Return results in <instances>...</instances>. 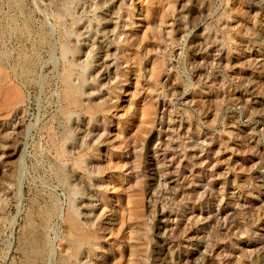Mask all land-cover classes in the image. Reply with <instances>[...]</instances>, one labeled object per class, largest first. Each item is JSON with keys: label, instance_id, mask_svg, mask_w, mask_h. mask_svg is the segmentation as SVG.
Instances as JSON below:
<instances>
[{"label": "rangeland", "instance_id": "obj_1", "mask_svg": "<svg viewBox=\"0 0 264 264\" xmlns=\"http://www.w3.org/2000/svg\"><path fill=\"white\" fill-rule=\"evenodd\" d=\"M57 1L0 0V69L24 102L0 105V264H24L36 227L42 264L71 253L74 168L49 142L75 126V141L108 133L91 158L102 173H74L93 195L75 200L95 201L87 219L110 225L90 264H264V0H73L70 39L91 47L104 85L93 101L119 97L90 103L91 121L57 110Z\"/></svg>", "mask_w": 264, "mask_h": 264}, {"label": "bare ground", "instance_id": "obj_2", "mask_svg": "<svg viewBox=\"0 0 264 264\" xmlns=\"http://www.w3.org/2000/svg\"><path fill=\"white\" fill-rule=\"evenodd\" d=\"M59 1L62 3L61 7L60 9H56L54 12L58 34L57 51L58 59L60 61V71L58 76L59 85L56 90L58 99L57 110L60 116H65L69 119L73 115H75L77 120H79L81 116H85L88 121H91L94 118L93 113L95 112L90 103L93 102L95 105H102L103 107L108 101H111L112 99L117 100L119 99V97L118 94H113L106 100H97L95 102L93 101L95 94L104 87V85L101 84V76L98 74V72H96L98 70L94 69L91 65V47H89L85 42H80L81 40L79 39V37L81 35L76 34L75 42H72L70 39L72 34L70 28L72 26L70 25V21L66 20V17L70 18L72 22V13L70 10V6L72 5L73 0ZM96 22L98 23L99 21L96 19ZM126 23L129 26H133L134 21H132L131 17H129ZM131 36L132 35H126L125 38L123 37V39L120 41V44L119 42H117L120 45L119 48H121L122 50L119 54L122 56V54L124 53V55L122 56L123 58L121 57L120 65H122L123 63L129 64L130 59H128L129 57L126 56L124 49L131 43ZM108 48L109 46H104V60L108 59L109 57V54L107 53ZM23 103V96L21 95L19 89L8 81L7 74L0 69V105L4 108H7L10 113L14 112ZM102 107H99L100 111L103 109ZM75 127H71L68 133L69 135L65 138L62 137L61 139L56 141L51 136L50 142L47 140L49 144H51V146L54 148L56 155L64 161L69 162L70 166L74 168L73 175L70 174V171L68 170L70 179L74 181V186L72 187V197H70L67 207L61 217L64 232L71 243V247H69L72 251L71 253H69L68 246L62 244L60 248L62 251L66 252L60 256L59 264H90L91 257L88 256L90 252H94L95 256L93 258H95V261L103 262L105 256L101 250H103L104 248L97 242L96 232L99 229H110V225L108 224H103V227L100 228L97 226V221L87 219V212L95 210L96 205H93L95 201H92V198L86 200L84 197H82H93V195H90V192H87L82 182V187H79L78 181L74 179L77 176L74 174L76 171H81L83 173L87 172L85 176L87 181H90L93 176L102 173V169L100 168L101 165L99 166V163H96V161L94 160L92 161L91 158H97L96 152L98 151V148L94 146L102 143L103 135L105 137L108 133L105 128H103L104 131L102 133L100 132L101 129L92 130L87 128L83 131L85 132L88 130V139H86L84 136V138L75 141L78 135L76 134ZM92 173L94 174L92 175ZM77 194L82 196L81 198L75 200L74 196H76ZM108 211H110L111 213L110 215L107 214L105 216V219L107 221L109 220L108 218L111 219V217L113 216L112 213L114 212V210L109 209ZM53 212L54 211H52L51 213ZM30 223L32 224V221L29 222V224ZM38 226L40 227V225ZM35 229H28V231H25L26 233H23L25 235L21 243L23 247L22 249L24 251L23 254L25 257L24 264H35V262H37V264H42L44 262V257L46 256L47 247L45 245V242H43L44 239L42 240V238L40 237L41 233L39 231H36ZM83 247H85V250L79 253ZM95 252H98V254H96Z\"/></svg>", "mask_w": 264, "mask_h": 264}]
</instances>
